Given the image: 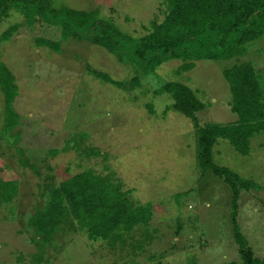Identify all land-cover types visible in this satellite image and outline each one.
Returning a JSON list of instances; mask_svg holds the SVG:
<instances>
[{
    "label": "rangeland",
    "instance_id": "374dc122",
    "mask_svg": "<svg viewBox=\"0 0 264 264\" xmlns=\"http://www.w3.org/2000/svg\"><path fill=\"white\" fill-rule=\"evenodd\" d=\"M56 5L98 9L134 37L144 36L154 20H163L162 0H54ZM23 25L11 38L4 32ZM60 27L30 25L14 11L0 20V58L16 76L20 139L3 129L5 98L0 89V165L19 182L10 203L0 207V264H224L240 261L233 236L232 189L198 158L195 121L169 109L171 93H156L167 81L194 89L206 107L197 112L199 126L238 120L224 69L253 63L264 83V39L230 60H200L181 70L178 58L164 62L141 85L124 88L135 73L127 59L88 39H63ZM44 37L60 50L37 45ZM111 76L105 81L97 72ZM151 104L154 112L150 111ZM69 140V141H68ZM65 149V147H67ZM57 149L59 152L53 153ZM213 159L257 188L243 189L237 219L255 254L264 258V130L251 138V151L237 152L221 138ZM85 169H92L131 190L137 205L150 204L154 216L112 246L91 240L66 222L47 244L40 243L29 220L49 200V191ZM12 176V177H10Z\"/></svg>",
    "mask_w": 264,
    "mask_h": 264
},
{
    "label": "trees",
    "instance_id": "16d2710c",
    "mask_svg": "<svg viewBox=\"0 0 264 264\" xmlns=\"http://www.w3.org/2000/svg\"><path fill=\"white\" fill-rule=\"evenodd\" d=\"M162 1L167 5L164 19L154 20L146 35L137 38L122 31L111 20L102 18L98 9L56 5L54 0H0V20L16 11L23 14L30 25L40 22L60 27L63 39H88L115 53L121 60L127 59L135 75L130 82L118 84L128 89L141 85L145 76L155 73L170 59L183 61L177 72L189 71L200 60H230L245 55L250 44L264 39V0ZM22 25L21 22L11 25L2 38H11ZM36 42L39 46L60 50L58 41L39 37ZM97 73L105 81H114L106 73ZM224 77L229 82L233 97L232 111L239 117L231 124L199 126L197 112L204 109L206 104L193 88L183 82L167 81L156 93H171L169 109L195 121L200 167L203 171H212L232 189L235 209L232 217L233 236L241 260L224 264H264V258L255 254L236 218L241 190L258 186L230 167L215 163L213 159V148L221 138L229 140L237 152L244 155L250 153L251 138L264 130V83L250 61L225 68ZM0 89L5 98L2 118L4 133L6 136L13 135L17 143L21 137L19 129L16 130L20 115L15 106L19 86L13 71L1 58ZM148 107L151 112L155 111L151 104ZM18 190L19 182L9 178L7 170L0 165V207L10 203ZM130 194L131 190H123L110 177L85 169L64 180L59 187L51 188L48 202L36 210L29 224L41 236L42 245L50 242L64 223L72 221L71 224L76 225L78 230L86 231L91 240L101 239L114 246L125 241V235L139 225H149L154 216L150 204L137 205ZM41 263L38 259L35 264Z\"/></svg>",
    "mask_w": 264,
    "mask_h": 264
}]
</instances>
